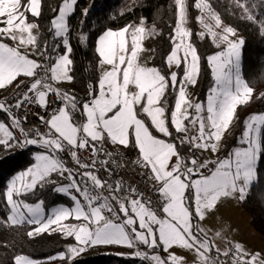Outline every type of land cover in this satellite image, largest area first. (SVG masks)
Instances as JSON below:
<instances>
[{
	"label": "snow or ice",
	"instance_id": "1",
	"mask_svg": "<svg viewBox=\"0 0 264 264\" xmlns=\"http://www.w3.org/2000/svg\"><path fill=\"white\" fill-rule=\"evenodd\" d=\"M77 4L78 0H61L49 27L60 42L42 44V0H0V89L14 82L20 89L14 104L0 103V111L10 119L0 121V146L42 149L33 154L31 166L7 183L2 194L7 218L0 224L33 226L29 237L59 233L75 241L49 257V264H74L87 249L99 245L135 249L125 255L141 264H188L184 252L193 255L194 264H264V251L231 241L221 249L201 226L218 204L244 201L264 167V113L243 121L237 145L226 155L201 159L196 154L218 153L224 134L240 120L238 109L253 98L255 90L242 75L245 39L223 23L208 0H194L202 26L196 35L202 41L210 38L216 51L205 57L212 80L206 99L193 102L188 87L198 82L201 56L186 26L187 0H174L176 22L166 65L177 71L164 73L141 61L145 39L157 34L141 17L138 23L106 29L98 36V84L89 85L88 98L82 101L58 87L74 79L69 20ZM260 8L264 0H235L233 14L254 25L264 38ZM77 38L81 43L88 39L83 32ZM20 77L31 79L25 83ZM31 106L45 115L36 113L44 130L30 135L23 122ZM109 145L136 151L132 163L151 181L155 201L112 179L127 161ZM185 145L193 152L188 159L179 150ZM85 151L90 152L88 159L81 156ZM49 186L69 197L72 206H53L46 214L44 200L26 199ZM141 245L160 251H142ZM13 259L14 264H38L23 254Z\"/></svg>",
	"mask_w": 264,
	"mask_h": 264
},
{
	"label": "trees",
	"instance_id": "2",
	"mask_svg": "<svg viewBox=\"0 0 264 264\" xmlns=\"http://www.w3.org/2000/svg\"><path fill=\"white\" fill-rule=\"evenodd\" d=\"M194 0H187L189 20L187 27L193 32L191 42L201 56L200 74L198 82L192 86V98L196 102L206 99L208 88L212 84L210 70L205 57L216 51L211 44L210 38L204 41L196 35L201 31V26L196 20L199 15L193 7ZM212 8L220 14L224 24L233 26L245 39L242 49V75L244 79L254 88L251 101L239 111L240 120L224 134L221 149L216 156H224L237 145V139L243 130V121L250 114L264 113V38L258 35L257 29L251 23L239 19L233 14L235 0H208ZM61 0H42V15L38 19L41 28L40 42H51L52 33L49 32L50 20L57 15ZM131 9V10H130ZM85 10L87 14L85 15ZM264 12V8L258 9ZM146 18L149 28L155 27L156 35L147 38L151 49V62L164 73H170L166 65V56L170 54V37L176 22L174 0H78L75 12L70 17L71 25L70 43L73 48L71 59L72 82L67 85L78 91H84L87 85H97L98 75L96 67L98 54L94 51L98 36L106 29L118 30L122 26L132 22L138 23L140 18ZM83 32L88 37L87 42L81 43L78 34ZM59 41V39H56ZM63 51V48L60 49ZM41 59V58H38ZM177 71V69L175 70ZM180 74L182 75V68ZM11 89V88H10ZM0 89V98L7 95L11 90ZM174 97H170V104ZM0 120H4L0 114ZM264 135V130H262ZM119 156L135 160L137 153L133 149H113ZM188 146H179L181 154ZM31 151H23L20 148L6 149L0 146V219L6 220L7 212L4 206L3 193L6 185L16 172L24 170L31 162ZM29 202L44 200L46 212L54 205H69L71 200L52 191L51 186L37 189L35 194L26 197ZM241 208L249 217L250 227L261 236H264V167L259 170V178L254 181L246 199L240 202ZM33 226L11 227L0 224V264H14V257L23 254L38 264H49V257L63 252L69 244L75 243L71 238H65L59 233H43L29 237L27 232ZM146 247V246H145ZM145 251H160L149 250ZM135 249H129L119 245H99L87 249L75 260L74 264H141L138 258H131L125 254H134ZM161 255H165L161 251ZM53 264H62L54 261Z\"/></svg>",
	"mask_w": 264,
	"mask_h": 264
},
{
	"label": "rangeland",
	"instance_id": "3",
	"mask_svg": "<svg viewBox=\"0 0 264 264\" xmlns=\"http://www.w3.org/2000/svg\"><path fill=\"white\" fill-rule=\"evenodd\" d=\"M61 6V5H60ZM201 26V25H200ZM202 30V26H201ZM144 48L146 49L141 54V61L143 63H146L147 66H153L151 62V55H152V49L150 46V43L148 39H145L144 41ZM176 69L173 67L172 69H169V71H175ZM97 75L99 77L100 75V67L97 64L96 67ZM98 84V81H97ZM188 92L192 97V86L188 87ZM193 99V98H192ZM193 102L194 99H193ZM37 152L36 150H32L30 155L32 158V162L24 169L26 170L33 161V154ZM203 152V151H202ZM206 153V152H204ZM212 159L216 158V153L213 154L211 152H207ZM22 170V171H24ZM20 172H16L12 177L19 174ZM11 177V178H12ZM69 198V197H68ZM70 199V198H69ZM71 200V199H70ZM240 201H236L233 199H227L224 202L217 205L216 209L211 212L204 221L201 222L203 228H206L210 230L213 234L212 237H216L218 239H221L225 241H231V242H238L242 244L245 248L252 250V251H264V236H261L260 234L256 233L249 225V217L245 213V211L241 208V205L239 203ZM73 202L71 201L69 205H63L71 207ZM54 206H61L60 205H54ZM53 207V206H51ZM48 210H50V208ZM47 210V212H48ZM46 212V214H47ZM214 215L216 218V221H213V224L210 222L211 215ZM74 222V221H71ZM217 233H221L220 236L217 235ZM228 236H232L228 237ZM187 257L188 264H194L193 255L191 253L184 252L182 253ZM166 255V254H165Z\"/></svg>",
	"mask_w": 264,
	"mask_h": 264
},
{
	"label": "built area",
	"instance_id": "4",
	"mask_svg": "<svg viewBox=\"0 0 264 264\" xmlns=\"http://www.w3.org/2000/svg\"><path fill=\"white\" fill-rule=\"evenodd\" d=\"M59 43L60 41L56 40V39H52L51 43ZM31 78H24L22 79L23 81H25V83H28L29 80ZM23 87V86H21ZM58 87L61 88L62 91H66L69 92L71 94H74L75 96H77L80 100H86L88 98V88L89 85H87L85 87L84 91H78L76 89H73L72 87H70L67 84L61 83L58 85ZM20 92V89L14 87L13 89H11V91L0 98V103H9V104H14V101L18 95V93ZM59 104V102H56V105L53 106H57ZM36 113H39L40 115H45V112L43 109H38L35 106H31V111L28 113V117L27 120H25L23 122V127L25 128V130L31 135L33 133V131L35 129H40V130H44L43 124L40 122L39 120V116L36 115ZM0 114L2 115V117L4 118V121L6 123H10V119L9 117H7L5 115V113L3 111H0ZM17 114H20L19 111H17ZM23 151H32V150H36V151H42V149H38L35 146H28L27 148H23L21 149ZM201 159H212L208 154L197 150V153ZM182 156L185 157V159H188L190 157H192L193 152L189 151V148L186 149L182 154ZM81 156L83 159H88L90 157V152H81ZM127 163L126 166L121 168V169H116L115 175L112 177L113 180L119 179L122 180L124 184L131 186L132 188L137 189L138 191H140L141 193L144 194V198L145 199H152L153 201H155L157 199L156 194L152 191V185L151 182L142 174L141 171H137L136 166L132 163L134 160L132 159H126ZM70 162V161H69ZM71 163V162H70ZM103 177L105 179H108L109 177L107 176L106 173H102ZM146 247L141 245L140 246V250L145 251Z\"/></svg>",
	"mask_w": 264,
	"mask_h": 264
},
{
	"label": "crops",
	"instance_id": "5",
	"mask_svg": "<svg viewBox=\"0 0 264 264\" xmlns=\"http://www.w3.org/2000/svg\"><path fill=\"white\" fill-rule=\"evenodd\" d=\"M25 77H20V78H18V80H22V79H24ZM17 82H14V84L13 85H10V86H8L7 87V89H4V91H6V90H8V89H13L14 87H15V84H16ZM62 83H64V84H67V82H62ZM10 89V90H11ZM0 121H4V120H0ZM5 122V121H4ZM201 151V150H200ZM207 153V152H206ZM141 172H143V170H140ZM150 181V180H149ZM151 182V181H150ZM240 203V202H239ZM213 221H216V218H215V216L212 214L211 215V217H210V222H211V224H213ZM201 226H202V224H201ZM203 227V226H202ZM205 229V231L207 232V235H208V237L213 241V243L214 244H216L219 248H221V249H224V248H226L227 247V242L225 243V241H224V239L223 240H221V239H218V238H214V237H212L211 235L213 234L210 230H208V229H206V228H204ZM228 237H230V239H231V237L232 236H228ZM233 238V240H234V237H232ZM234 243V242H233ZM236 243V242H235Z\"/></svg>",
	"mask_w": 264,
	"mask_h": 264
}]
</instances>
